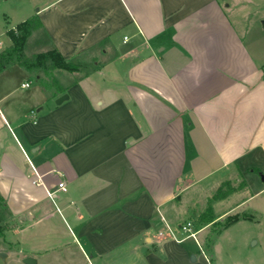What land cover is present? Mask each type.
Instances as JSON below:
<instances>
[{
    "label": "crops",
    "instance_id": "obj_1",
    "mask_svg": "<svg viewBox=\"0 0 264 264\" xmlns=\"http://www.w3.org/2000/svg\"><path fill=\"white\" fill-rule=\"evenodd\" d=\"M28 1L78 70L43 86L0 69V264H211L176 200L232 168L264 175V71L228 6Z\"/></svg>",
    "mask_w": 264,
    "mask_h": 264
},
{
    "label": "rangeland",
    "instance_id": "obj_2",
    "mask_svg": "<svg viewBox=\"0 0 264 264\" xmlns=\"http://www.w3.org/2000/svg\"><path fill=\"white\" fill-rule=\"evenodd\" d=\"M223 4L230 9L232 20L239 24L264 71V0H223ZM37 9L38 5L28 0H0L1 50L8 48L6 30H16L24 20L32 19L31 13ZM45 43L46 38L36 22L22 52V60L34 61L37 56L45 54ZM10 67L16 71L20 66L16 62ZM37 69L32 70L34 78L37 73L51 77L50 80L43 78V86L54 83L53 79L60 73L51 63ZM248 181L250 185L232 168L221 181L199 185L176 200V203L184 205L177 224L190 222L194 230L200 232L198 239L211 264H264V193H257L264 188V182L258 173L249 175ZM220 188L231 194L216 200ZM256 193L258 197L252 200ZM0 217L3 218L1 227L12 225L8 212L1 207ZM207 218L214 219V222L207 224L203 221Z\"/></svg>",
    "mask_w": 264,
    "mask_h": 264
},
{
    "label": "trees",
    "instance_id": "obj_3",
    "mask_svg": "<svg viewBox=\"0 0 264 264\" xmlns=\"http://www.w3.org/2000/svg\"><path fill=\"white\" fill-rule=\"evenodd\" d=\"M41 25L37 18H32L26 20L17 26L15 30H9L7 35L12 42V46L7 48L6 50L0 52V69H3L6 65L10 63H18L25 69L31 70L33 68H42L47 63H51L52 66L56 69L75 72L78 70V66L68 62L65 60L62 55L56 50L51 49L47 51L45 54H41L36 57L34 61L26 62L22 60V52L26 47V42L28 38L31 36L35 23ZM254 172L262 175V173L253 169ZM227 184V183H225ZM223 189L218 190V195H216V200L225 199L231 193H225L222 191ZM0 207L6 210L5 200L0 196ZM211 210V209H209ZM205 218V217H204ZM3 219L0 217V220ZM203 221L207 222V224L214 222V219H203ZM10 229L9 225H5V227H1L0 225V236L4 234L7 230ZM218 234L216 235V237ZM212 238V237H211ZM215 240V239H214ZM214 240H211L214 242Z\"/></svg>",
    "mask_w": 264,
    "mask_h": 264
},
{
    "label": "built area",
    "instance_id": "obj_4",
    "mask_svg": "<svg viewBox=\"0 0 264 264\" xmlns=\"http://www.w3.org/2000/svg\"><path fill=\"white\" fill-rule=\"evenodd\" d=\"M23 87L24 88H29L30 87V83L23 84ZM58 189H60L62 191H66L65 183H60L58 185ZM53 194L54 193H50V196H53ZM168 228L169 227H167V231H168ZM179 231L183 235H185L187 238H191V239H194V240L197 241V234H198V232L194 230V226H193L192 223L188 222V223L181 224L179 226ZM159 234H160V236H163L165 234V232L164 231H161Z\"/></svg>",
    "mask_w": 264,
    "mask_h": 264
},
{
    "label": "water",
    "instance_id": "obj_5",
    "mask_svg": "<svg viewBox=\"0 0 264 264\" xmlns=\"http://www.w3.org/2000/svg\"><path fill=\"white\" fill-rule=\"evenodd\" d=\"M262 24H263V27H264V21H262ZM67 96L64 95L62 96L58 101L57 103H61L64 99H66ZM261 179L262 181L264 182V175H261ZM0 257L4 260L6 258V254L5 253H0ZM24 263L25 264H37V261L36 259H34L33 257H27L24 259Z\"/></svg>",
    "mask_w": 264,
    "mask_h": 264
}]
</instances>
